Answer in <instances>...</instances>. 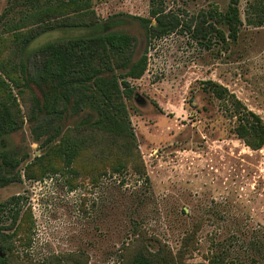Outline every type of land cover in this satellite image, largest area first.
<instances>
[{
  "label": "rangeland",
  "instance_id": "rangeland-1",
  "mask_svg": "<svg viewBox=\"0 0 264 264\" xmlns=\"http://www.w3.org/2000/svg\"><path fill=\"white\" fill-rule=\"evenodd\" d=\"M228 1L164 3L167 11L189 22L214 3L225 9ZM252 2L241 0L243 25L228 49L208 48L181 28L153 40L147 70L132 81L137 97L129 102L149 180L133 173L100 176L97 182L77 178L57 156L48 170L41 168L45 173L39 178H28L27 163L40 154L39 144L28 125L13 136L30 157L21 166L22 180L0 187V203L20 197L15 206L20 211L16 225H21L13 241L23 258L84 250L92 264H113L116 249L136 222L176 248L198 219L203 222L199 249L189 264H211L207 257L214 254L224 256L226 264L230 259L264 264V146L254 150L238 138L236 118L227 114L223 100L203 88L207 80L221 83L264 121V25L248 23ZM6 5L1 0L0 14ZM92 5L103 28H131L139 37L136 56L144 52L143 35L124 15L148 16L150 0H92ZM99 30L50 31L30 48L64 34ZM0 47H6L2 40ZM22 104L26 112L29 102Z\"/></svg>",
  "mask_w": 264,
  "mask_h": 264
},
{
  "label": "trees",
  "instance_id": "trees-1",
  "mask_svg": "<svg viewBox=\"0 0 264 264\" xmlns=\"http://www.w3.org/2000/svg\"><path fill=\"white\" fill-rule=\"evenodd\" d=\"M240 2L229 0L225 9L214 3L189 22L167 11L164 0H150L148 16L123 14L145 39L144 52L136 56L138 35L129 27L103 28L92 0H7L0 14L4 33L9 34L0 32L6 45L0 47V187L22 180L21 166L30 153L13 136L25 125L41 150L27 163L28 178H39L45 173L41 168L48 170L57 156L77 178L97 182L100 176L133 173L149 180L129 107L137 97L132 81L148 68L149 47L153 40L181 28L208 48L220 45L221 51L228 49V41L238 40L243 25ZM247 18L250 24L264 25V0L250 3ZM95 28L100 30L64 34L30 48L50 31ZM203 88L223 100L227 114L236 118L238 138L254 150L261 149V116L217 81H204ZM22 101L29 102L26 112ZM19 198L13 195L0 203V264H92L84 250L23 258L13 241L21 225H16ZM182 212L187 213L186 208ZM202 226L201 220H194L174 248L167 239L136 222L116 249L113 264H189L199 249ZM207 258L211 264L227 262L220 254Z\"/></svg>",
  "mask_w": 264,
  "mask_h": 264
},
{
  "label": "water",
  "instance_id": "water-1",
  "mask_svg": "<svg viewBox=\"0 0 264 264\" xmlns=\"http://www.w3.org/2000/svg\"><path fill=\"white\" fill-rule=\"evenodd\" d=\"M1 255H3V254H1Z\"/></svg>",
  "mask_w": 264,
  "mask_h": 264
}]
</instances>
